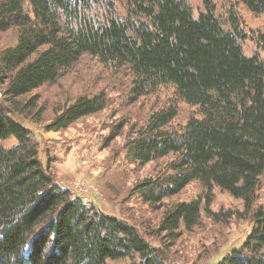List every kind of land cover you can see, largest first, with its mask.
I'll list each match as a JSON object with an SVG mask.
<instances>
[{
	"label": "trees",
	"instance_id": "obj_1",
	"mask_svg": "<svg viewBox=\"0 0 264 264\" xmlns=\"http://www.w3.org/2000/svg\"><path fill=\"white\" fill-rule=\"evenodd\" d=\"M241 2L264 16V0ZM235 9L219 13L206 0L195 18L187 0H0L1 41L16 37L0 48V264H163L133 222L59 184L19 120L41 122V88L86 61L101 64L111 83L120 75L126 87L122 74L131 78L128 111L105 147L124 132L132 163L167 160L133 188L158 214L153 233L173 245L182 229L193 231L207 217L221 228L250 219L243 242L211 264H264V31L247 30ZM249 40L258 48L252 55L245 53ZM114 82L95 76L80 90L73 84L46 130L112 109L111 92L121 88ZM165 93L168 99L156 100ZM10 138L17 145L5 147ZM192 183L202 192L178 199ZM214 190L243 208L213 211Z\"/></svg>",
	"mask_w": 264,
	"mask_h": 264
},
{
	"label": "rangeland",
	"instance_id": "obj_2",
	"mask_svg": "<svg viewBox=\"0 0 264 264\" xmlns=\"http://www.w3.org/2000/svg\"><path fill=\"white\" fill-rule=\"evenodd\" d=\"M192 7L193 16L197 18L204 9L206 0H187ZM217 12H228L231 7H236L235 11L250 28H259L264 31V16L253 14L241 0H213ZM246 30V29H245ZM246 30V31H247ZM6 39L1 41L0 48L13 45L16 37L12 34L5 35ZM258 48L253 41L245 43V53L252 55ZM264 53V51H263ZM103 66L97 61H86L75 68L67 78L59 81L58 84L42 87L41 103L38 109L44 110L41 115V122L32 118H25L19 115V120L30 130V136L36 147L39 149V156L44 163L50 164V169L55 180L63 187L69 188L73 194L80 195L86 202L93 203L97 208L106 214L117 216L121 219L133 222L141 234L160 250L163 264H211L224 256L233 245H239L248 235L253 227V222H237L232 218L225 228L214 225L211 218H205L202 225L193 231L187 232L182 229V237L173 245L164 241L165 235L159 236L150 229L151 225H156L159 221L158 214L154 209L145 204L142 199L133 193L134 186L148 178L151 171H158L161 166L167 164V160L157 161L143 168L132 163L127 156L125 143L128 134L116 138L110 146L105 147V139L111 134L112 128L124 118L122 116L128 111L129 102L127 93L131 78H123L120 75L113 77L112 83L118 81L121 88L111 92L114 104L112 109L104 110L98 116H89L85 120H80L67 129L58 131H47L46 126L54 117L56 104L63 101V92L70 91L73 84H77L76 90L87 83L89 79L99 77L100 80H107L108 85L112 86ZM165 101L169 98L168 94L156 95V100ZM155 97L144 100L146 105L152 103ZM128 102H127V101ZM138 100L135 105L139 104ZM127 102V103H126ZM63 103V102H62ZM37 109V110H38ZM116 110V113L112 112ZM131 119L137 118L136 114L130 113ZM17 117V114H15ZM122 118V119H121ZM15 138H10L4 142L5 147L17 145ZM263 188L261 191L262 202H264V176L262 178ZM202 190L198 183H192L186 190L177 196L181 200H189ZM215 200L212 210L219 213L220 209L239 211L243 204L239 199L233 198L226 192L214 190ZM168 201V203H172ZM108 264H138V260L129 259L109 262Z\"/></svg>",
	"mask_w": 264,
	"mask_h": 264
}]
</instances>
